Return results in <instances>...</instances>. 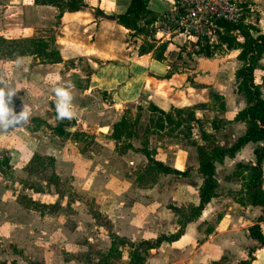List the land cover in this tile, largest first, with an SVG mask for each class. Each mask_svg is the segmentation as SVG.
<instances>
[{
	"label": "rangeland",
	"instance_id": "obj_1",
	"mask_svg": "<svg viewBox=\"0 0 264 264\" xmlns=\"http://www.w3.org/2000/svg\"><path fill=\"white\" fill-rule=\"evenodd\" d=\"M172 1L150 0L149 6L167 10ZM243 1L248 7L246 23L263 30L264 0ZM29 5L28 0H0V87L16 91L11 101L14 111L24 106L31 109L26 125L0 131V264L173 262L181 256L173 243L148 248L146 242L175 232L197 204L202 177L197 171L196 146L203 143L209 148L212 142L200 139L196 125L191 126V137H185L184 124H164L163 129H156V113L149 111L153 102L146 94L117 110L109 107L111 101L106 95L93 94L88 103L72 97L74 118L57 121L50 82L57 80L54 74L58 66L47 70L45 65L51 63H47L44 52L54 49L59 19L51 7L33 10ZM136 36L134 43L139 48L144 38ZM201 44L204 42L174 37L159 61L169 66L170 73H185L181 83L173 86L184 89L185 94L180 95L177 106L171 107H185L193 97L191 90H185L186 84L206 89L204 98H199L205 106L196 110L195 117L202 121L205 131L213 133L215 143L226 146L245 127L229 119L247 100L237 92L234 82L237 64L233 52L221 47L207 58L198 52ZM157 45L155 42L150 51L152 58ZM34 46L42 50L40 56L20 54ZM258 66L255 82L264 98V68ZM70 67L78 70L74 73L77 79L89 72L83 58L67 61L65 69ZM212 72L217 79L211 77ZM85 80L79 85L83 86ZM169 87L158 83L154 89L165 96L171 91ZM220 92V97L212 94ZM77 108L82 111L77 112ZM172 114L176 120V112ZM122 115L129 120L130 116L138 117L135 135L115 142L111 137L113 124ZM212 121L218 124V130H212ZM125 143L132 147L121 151ZM142 148L172 168L187 170V174H155L146 169L147 159L139 151ZM245 176L228 157L216 163L215 196L221 200L231 197L247 208ZM225 212L210 208L203 216L202 231L212 230L216 219L224 220ZM114 235L128 244H116L111 249Z\"/></svg>",
	"mask_w": 264,
	"mask_h": 264
},
{
	"label": "crops",
	"instance_id": "obj_2",
	"mask_svg": "<svg viewBox=\"0 0 264 264\" xmlns=\"http://www.w3.org/2000/svg\"><path fill=\"white\" fill-rule=\"evenodd\" d=\"M28 1L33 10L34 8L50 7L34 5L30 0ZM129 1L83 0L85 5L80 10L63 13L59 18V32L53 44L61 61L46 64L45 67L49 70L58 66V72L56 75L54 74V77L58 78L57 82L65 85L71 84L72 87L69 91L72 97L86 103L90 101L93 94L106 95L107 99L111 101L108 103L109 107L117 110L122 104L129 103L138 99L142 94H146L149 95L148 98L153 104L163 110L177 106L180 95L185 94V91L184 89L178 90L173 86L181 83L185 73H170L168 72L169 66L154 59V57L152 58L150 52L143 54L138 52L139 48L134 43L138 37L116 21V16L126 10ZM149 1L147 6L156 15L166 10L152 9L149 6ZM53 10L55 9L53 8ZM54 12L56 15V10ZM169 43L167 42V45ZM230 51L233 52L234 63L237 64L236 69L239 66V61L236 58L239 50ZM75 58H83L89 68V72L85 75H79V79L74 75L78 70L72 67L68 70L65 69V63ZM220 65L222 66V63ZM258 65L260 68H264V54ZM59 69H62V72H59ZM213 72L211 77L217 79L218 75L216 76V73ZM256 72L257 68L254 71V80H256ZM168 73L170 76L165 78ZM83 78L86 79L85 83L80 86L78 82H82ZM158 83L159 85H167V88L172 86L169 87L171 91H167L165 96L157 94L154 87ZM185 90L187 92L191 90L193 96L188 98L190 101L185 105L190 106L199 103L201 101L199 98H204L203 91L206 89L203 87L193 88L186 84ZM76 111L80 112L82 109L77 108ZM237 123H241L242 126L245 125L243 122ZM245 127L239 135L244 132ZM257 144L259 143L248 142L244 144L233 157H228V159L236 164L254 163L253 148ZM262 169V187L264 189V160ZM221 199L217 196L211 198L197 220L185 226L184 234L173 242L174 246L180 250L181 256H177L173 262L167 264H208L221 259L223 260L220 264H236L247 258V229L252 225L253 207L248 205L247 208H244L240 202L228 196L223 197V200ZM221 201L223 205L220 204ZM210 208L211 211L212 208L214 211H219L220 208L226 210L223 215L225 218L220 221L216 219L214 228L204 233L202 231L203 216L209 212ZM260 226L264 238V222H261ZM252 255L253 260L250 264H264V244L258 247ZM166 259L170 260L167 257ZM160 261H163V254H160Z\"/></svg>",
	"mask_w": 264,
	"mask_h": 264
},
{
	"label": "trees",
	"instance_id": "obj_3",
	"mask_svg": "<svg viewBox=\"0 0 264 264\" xmlns=\"http://www.w3.org/2000/svg\"><path fill=\"white\" fill-rule=\"evenodd\" d=\"M34 5L50 6L57 12L56 17L59 19L65 12H75L81 9L83 0H30ZM148 0H130L126 10L116 16L118 24L132 31V34L139 35L144 38L143 44L140 45L138 52L140 54L148 53L155 47L153 38L152 23L156 17V13L151 11L148 6ZM220 26L222 31L218 33L216 44L204 43L198 49V52L203 53L205 57H210L213 52L223 47L226 50H239L237 60L239 66L234 70L235 84L237 92L243 93L247 103L238 110L235 115L229 120L232 122H243L246 127L244 132L239 135L235 141L229 145L221 146L215 143L214 135L212 132L205 131L202 128V121L195 117L197 109L205 106V103L199 102L191 106L185 107H170L168 110H163L154 104L150 105L149 111L156 113L154 126L156 129H163L164 124L180 126L187 125V133L185 137H191V126L198 127L200 139L212 142L211 147L207 148L205 144L197 145V158H198V173L202 177L201 185L198 189V202L189 210L188 216L180 224L179 228L169 234H160L153 241H147L148 248L158 247L162 243H173L177 241L183 234L185 226L195 220L201 213L204 206L216 194L217 180L215 177V164L220 163L226 157H233L240 148L248 142H258L253 148L254 163L243 164L237 163L236 168L241 169V172L246 173L244 185L245 197L247 204L253 207L254 217L252 218V225L247 229L248 240L246 243L247 258L240 260L236 264H250L253 260L252 253L264 244V238L261 232L260 223L264 222V189L262 187V163L264 160V98L261 95L260 86L254 80V71L258 66L260 59L264 54V29L259 30L255 25L240 21L236 24L221 22ZM149 42L146 46L145 44ZM198 44L201 42L197 41ZM167 42L159 43L157 51L153 53L156 60H161L163 53L166 50ZM40 51L37 46L30 49H24L20 54H30L40 56ZM48 56L47 63H57L61 61L58 52L53 49L44 52ZM170 73L165 75L168 78ZM264 82V81H263ZM213 96L220 97L221 95L212 93ZM223 109V103L220 105ZM172 111L176 112V120L173 117ZM138 117H131L130 120L125 115L113 124L111 137L115 142L124 138H132L135 135V128L137 125ZM63 127L60 131L63 133ZM212 130H218L219 126L216 122H211ZM211 140V141H210ZM211 144V143H210ZM131 143H125L121 151L128 148L131 149ZM117 148V143H116ZM119 148V147H118ZM147 159L146 169L155 174H177L185 176L187 170H178L162 163L161 161L153 158L151 152L142 148L139 150ZM239 202V201H238ZM241 204V201H240ZM116 244L126 245L128 241L122 240L116 235L111 237V249ZM143 242H140V245ZM223 259L213 261L208 264H220Z\"/></svg>",
	"mask_w": 264,
	"mask_h": 264
},
{
	"label": "built area",
	"instance_id": "obj_4",
	"mask_svg": "<svg viewBox=\"0 0 264 264\" xmlns=\"http://www.w3.org/2000/svg\"><path fill=\"white\" fill-rule=\"evenodd\" d=\"M246 7L243 0H173L151 25L154 41L159 44L182 37L216 44L222 31L220 23L245 21Z\"/></svg>",
	"mask_w": 264,
	"mask_h": 264
},
{
	"label": "clouds",
	"instance_id": "obj_5",
	"mask_svg": "<svg viewBox=\"0 0 264 264\" xmlns=\"http://www.w3.org/2000/svg\"><path fill=\"white\" fill-rule=\"evenodd\" d=\"M58 80V78H57ZM57 80L51 81V90L56 97L55 112L57 121L72 120L74 118V109L72 107V95L69 89L71 84H61ZM16 91L8 87H0V131H8L13 128L23 127L31 117V109L23 107L16 112L11 106L12 97Z\"/></svg>",
	"mask_w": 264,
	"mask_h": 264
},
{
	"label": "water",
	"instance_id": "obj_6",
	"mask_svg": "<svg viewBox=\"0 0 264 264\" xmlns=\"http://www.w3.org/2000/svg\"><path fill=\"white\" fill-rule=\"evenodd\" d=\"M85 4H82L81 6H84Z\"/></svg>",
	"mask_w": 264,
	"mask_h": 264
}]
</instances>
